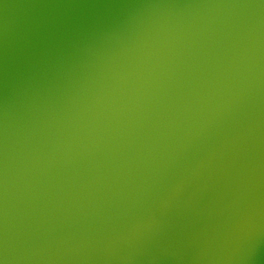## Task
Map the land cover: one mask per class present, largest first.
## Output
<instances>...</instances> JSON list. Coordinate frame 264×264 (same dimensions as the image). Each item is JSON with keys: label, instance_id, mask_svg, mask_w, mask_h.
Returning a JSON list of instances; mask_svg holds the SVG:
<instances>
[{"label": "water", "instance_id": "95a60500", "mask_svg": "<svg viewBox=\"0 0 264 264\" xmlns=\"http://www.w3.org/2000/svg\"><path fill=\"white\" fill-rule=\"evenodd\" d=\"M0 264H264V0H0Z\"/></svg>", "mask_w": 264, "mask_h": 264}]
</instances>
